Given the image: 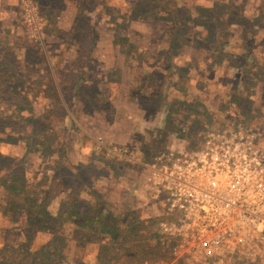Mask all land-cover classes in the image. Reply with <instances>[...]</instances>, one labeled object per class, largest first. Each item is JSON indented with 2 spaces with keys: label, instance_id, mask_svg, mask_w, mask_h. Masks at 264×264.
I'll return each instance as SVG.
<instances>
[{
  "label": "rangeland",
  "instance_id": "obj_1",
  "mask_svg": "<svg viewBox=\"0 0 264 264\" xmlns=\"http://www.w3.org/2000/svg\"><path fill=\"white\" fill-rule=\"evenodd\" d=\"M198 63L201 97L188 84ZM227 94L264 129V0H0V248L55 232L62 264H97L113 239L117 264H168L140 220L154 204L139 165L109 149L149 160L171 131L192 141ZM40 203L55 218L44 229L26 212ZM98 210L113 238L89 220Z\"/></svg>",
  "mask_w": 264,
  "mask_h": 264
},
{
  "label": "built area",
  "instance_id": "obj_2",
  "mask_svg": "<svg viewBox=\"0 0 264 264\" xmlns=\"http://www.w3.org/2000/svg\"><path fill=\"white\" fill-rule=\"evenodd\" d=\"M28 15L39 31L34 12ZM233 96L192 141L167 142L138 163L157 207L140 220L158 236L168 264H264V129Z\"/></svg>",
  "mask_w": 264,
  "mask_h": 264
},
{
  "label": "trees",
  "instance_id": "obj_3",
  "mask_svg": "<svg viewBox=\"0 0 264 264\" xmlns=\"http://www.w3.org/2000/svg\"><path fill=\"white\" fill-rule=\"evenodd\" d=\"M11 186L12 188L10 191H13V194L8 195L6 199V207L8 210H14L19 208L21 205V200L19 198L17 199L20 194L18 193L16 185H10V187ZM26 212L28 220L31 224L34 223L36 217L41 219L42 223H37L38 225L33 224L38 229H44L42 224H50L53 220H55V218L45 210V206L42 203L35 208L28 207ZM89 220L93 223H98L101 229L109 232L107 233L111 238L114 237V231L116 229L114 221L116 220L113 217L108 214L102 215L101 211L98 210L97 214ZM110 224H113V227L111 230H108L107 226ZM113 240L111 243H107L101 247L100 254L97 258V264H112V262L114 264L118 263V251H115L116 245ZM63 242V237L53 232L51 240L44 245H40L36 249H33L30 243L26 242L20 244L19 246L2 247L0 248V264H62L60 260L63 258Z\"/></svg>",
  "mask_w": 264,
  "mask_h": 264
},
{
  "label": "crops",
  "instance_id": "obj_4",
  "mask_svg": "<svg viewBox=\"0 0 264 264\" xmlns=\"http://www.w3.org/2000/svg\"><path fill=\"white\" fill-rule=\"evenodd\" d=\"M179 58V57H177ZM182 58V57H181ZM186 58H189L190 59V55H187ZM203 65V64H202ZM201 63H198V65L194 66L193 69L189 72V76H188V84H189V87L193 88L195 87L196 88V91L194 94H197L198 97H201V92H200V88L197 86V82H200L199 79H198V75L199 73H201L202 69H204L202 66ZM239 67H236V68H232V71L231 72H238L239 71ZM199 72V73H198ZM177 76V75H176ZM205 98V97H204ZM209 105L207 103H205L204 100H202V104L204 105V109H206L207 111L208 110H212V109H215L217 108L216 107V104L212 101L208 102ZM168 111V110H167ZM158 123V125H156ZM152 126H158V132H159V135H158V139L161 138V135H160V132H166L168 133L166 130L168 128V125H169V121L168 119H166L165 117H163V115H159L158 116V120L156 119L153 123H151ZM160 136V137H159ZM163 142L165 144H167V142L169 144H173V145H179L181 144V139L177 137L176 133L175 132H172L171 133L169 132L166 137H164L163 139ZM182 142H184V144L186 143L185 141L182 140ZM95 143H96V147L98 148V145L100 143L99 140H95ZM102 144V143H101ZM109 148V147H108ZM117 152H115V151ZM109 151L111 152V154L114 156V157H117L118 159L121 158V159H124V161H128L130 163H139V162H146V161H149V160H145L144 158H142V156H129V154H127V152L125 151H121L119 149H116L115 147L114 148H110ZM139 153V152H138ZM142 178H143V182L149 187V184L146 180V177H145V173H143L142 175ZM135 182V181H134ZM134 185L131 183L130 187L128 188V190H130V192L132 191V189L135 187H133ZM154 213L156 214L157 212V207L154 205ZM156 210V211H155ZM144 213V212H143ZM143 214V215H140V219L142 218H145V217H148V216H151V215H155V214Z\"/></svg>",
  "mask_w": 264,
  "mask_h": 264
}]
</instances>
